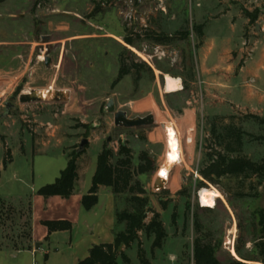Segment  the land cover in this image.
Instances as JSON below:
<instances>
[{"label":"rangeland","instance_id":"obj_1","mask_svg":"<svg viewBox=\"0 0 264 264\" xmlns=\"http://www.w3.org/2000/svg\"><path fill=\"white\" fill-rule=\"evenodd\" d=\"M93 1L0 0V126L2 131H14L12 121H17L29 141L27 158L15 145L17 133L11 136L14 160L1 173L0 196H11L16 206L0 211V250L39 247L29 236V202L34 218H56L66 212L61 198L46 205L36 189L60 176L86 137L90 142L77 160L81 181L75 194L86 193L91 186L105 145L114 152L113 163L125 157L119 154L121 144L130 149L135 190L114 193L112 187H102L112 191L116 214L134 211L131 197L140 189L150 208L146 221L153 212L160 214L167 232L161 248H152L154 235L139 232L150 264H193L197 237L216 245L221 260L233 250L241 258H258L257 213L264 209V176H225L217 184H201L203 178L196 177V171L203 165L205 139L214 120L246 132L242 151L234 155L264 158V124L246 118L247 114L264 118V0H108L110 4L95 14ZM198 25L203 26L202 43L195 30ZM178 31L189 32V37L174 38L170 44L153 39ZM125 36L134 43L128 45ZM121 56L130 72L114 85ZM143 62L147 66H134ZM166 75L180 78L182 88L165 93ZM33 89L63 90L68 99L21 104L19 95ZM110 99L129 117L160 112L163 120L147 128L116 126L114 114L107 110ZM5 101L15 107L7 109ZM30 141L36 154L29 158ZM214 145L222 149L218 142ZM168 149L170 163L162 165ZM143 152L154 160L155 169L139 174ZM158 176L167 184L160 191L154 188ZM203 188L220 192L214 206H201ZM107 202L102 195L100 203ZM115 226L117 233L125 223ZM99 231L100 238H106L111 226L104 222ZM121 251L141 264L138 241ZM118 261L125 264L120 256Z\"/></svg>","mask_w":264,"mask_h":264},{"label":"trees","instance_id":"obj_2","mask_svg":"<svg viewBox=\"0 0 264 264\" xmlns=\"http://www.w3.org/2000/svg\"><path fill=\"white\" fill-rule=\"evenodd\" d=\"M108 0H94L93 14L99 13L103 10V5H109ZM203 26L198 25L195 30L198 33L201 43L203 42L204 33ZM189 32L178 31L174 35H156L153 39L159 44H170L174 38L186 40L189 37ZM125 42L132 45L134 41L132 38L125 36ZM200 47V46H199ZM134 66H147L146 63L134 64ZM130 68L125 63L124 57L121 56V66L118 76L114 81V85L122 80V78L129 74ZM247 119H253L259 124H264V118L259 115L247 114ZM222 123L218 125L217 120L211 123L210 135L205 139V159L202 167L199 169V175L203 178L201 184L210 182L217 184L219 180L225 176L238 177L246 174H254L257 176H264V158L259 161L251 160L245 156L234 155L240 153L243 149V139L246 132L241 128L236 127L233 123ZM0 134V140L4 139ZM4 141V140H3ZM214 142H218L222 149L215 147ZM88 147V145H87ZM85 152V150H84ZM83 152V153H84ZM83 153L74 152V155L68 159L67 166L60 173L53 183L44 185L37 190V194L45 198L52 196H61L63 198H70L77 187L79 180V165L77 163L78 157ZM130 149L124 144H121L119 154L124 155L116 163L112 162L114 152L107 145L97 157V168L92 178V186L88 194L82 198V205L85 209H91L98 202V189L100 186L112 187L114 193H121L127 190L134 191L135 185H131L133 180V171L131 169ZM11 159L10 149L5 151L3 164L6 166ZM141 163L138 165L137 172L145 174L152 172L155 169L154 160L148 156L147 152L140 155ZM1 176V171H0ZM145 191L141 190L131 200L136 203L133 212L122 211L116 214L117 222L125 223V228L116 233L113 243H103L95 245L90 250L87 258L81 260L79 264H120L118 257L123 259L125 264H134L131 258L124 252H120L122 246L130 248L135 241H138V258L141 264H150L146 257V252L139 241V232L144 231L147 236L154 235L152 248H161L164 240L167 237V232L161 216L158 212H153L149 221H146L150 208H146L148 200L140 197ZM7 206L10 211L13 207L5 199L0 197V211ZM29 236L31 237V202H29ZM258 215L259 236L255 242L257 250L256 259L242 258L238 260L235 258L228 259L225 263L221 262L216 256V245L212 242H204L200 237L194 241V264H264V209H260ZM43 224L48 228V231L71 230L72 224L67 220H45ZM197 233L200 232L201 225L198 221L195 222Z\"/></svg>","mask_w":264,"mask_h":264},{"label":"crops","instance_id":"obj_3","mask_svg":"<svg viewBox=\"0 0 264 264\" xmlns=\"http://www.w3.org/2000/svg\"><path fill=\"white\" fill-rule=\"evenodd\" d=\"M12 124L15 126L14 131H2V127L0 126V134L4 136V143L6 144L5 150L9 148L11 153V159L6 166H4L3 161L0 160L1 173L3 170H7V168L13 163L14 153L10 142L13 141L11 136H14L15 133H17V144L14 139L17 149H19L26 157L28 156L26 150V142H29L27 139L28 137L23 131H21L17 121L13 120ZM31 142L32 141H30L29 145V158L30 155L34 157L36 154L34 152V144ZM96 168L92 174V178L95 174ZM80 181L81 173L79 169V180L76 190L79 189L78 186ZM91 186L88 187L86 193L82 192L80 195H77L74 192L70 198H63L61 196L44 197L45 203H47L46 205H48L53 198H61L60 203L66 208V212L56 218H34V207L32 205L31 239L34 244H40L39 247L34 246L33 248L19 251L0 250V264H79L81 260L89 256L90 250L93 246L103 243H113L116 235L115 225H117V217L115 206L113 204L114 197L109 195L112 191L107 189V187L100 186L97 192L98 202L91 209H85L82 205V198L84 195L88 194ZM102 195H104L107 198V201L109 200L112 205L109 202L101 204ZM0 197L5 199L13 207L16 206L12 201L14 198L11 196L1 195ZM71 200H76L77 203L71 205ZM45 220H67L71 222L72 229L50 233L48 228L43 224V221ZM104 222L107 223L108 226H111V234H106V238H100L102 237V232L99 231V228ZM229 256V258L224 260H221L220 258L218 259L223 263L230 258L243 260L237 254H229Z\"/></svg>","mask_w":264,"mask_h":264},{"label":"water","instance_id":"obj_4","mask_svg":"<svg viewBox=\"0 0 264 264\" xmlns=\"http://www.w3.org/2000/svg\"><path fill=\"white\" fill-rule=\"evenodd\" d=\"M47 63L49 59H46ZM164 78V83H165ZM170 93V92H165ZM68 94L66 91L63 90H53L49 89L46 92V95H43L42 91L33 89L28 92L21 93L19 95V101L21 104H30V103H39V102H67ZM5 106L7 109L11 107H15V104L9 101H5ZM107 110L110 113L114 114V121L116 126L124 127L127 129H134V128H147L151 126H155L158 123L155 120L154 114H149L146 116H137V117H129L127 112L124 110H116V105L114 99H110L107 103ZM110 138L108 139V142ZM89 144L88 138H82L81 142L77 148V153H83L86 149V146ZM166 180L161 176H158L155 180L154 188L157 191H160L165 188Z\"/></svg>","mask_w":264,"mask_h":264},{"label":"bare ground","instance_id":"obj_5","mask_svg":"<svg viewBox=\"0 0 264 264\" xmlns=\"http://www.w3.org/2000/svg\"><path fill=\"white\" fill-rule=\"evenodd\" d=\"M181 88H182V81H181L180 78L173 77L171 75H166V82L164 84V90L166 92H174V91H177V90H179ZM48 90H42L44 96L46 95V92ZM154 117H155V120H159V119L160 120H163V119H161L162 118V115L160 114V112H155L154 113ZM164 118H166V117H164ZM166 119H164V120H166ZM168 120H166V121H168ZM178 150L180 151L181 155H183V156L185 155V150L182 149V147H179ZM164 156L165 157H164V160L162 162V165L163 164L169 165V163H170L169 157L171 156V150L168 149V151L166 152V155H164ZM162 165L160 166V168L162 167ZM175 167H176V163H174V165L172 167V170ZM157 174H158V172H157ZM218 195H220V192L216 188H214V189H206V188H203L200 191V200H201L200 203L202 204L203 207L204 206L212 207V206L215 205V200H216V198H217ZM233 252H234V254H236L235 250H233Z\"/></svg>","mask_w":264,"mask_h":264},{"label":"built area","instance_id":"obj_6","mask_svg":"<svg viewBox=\"0 0 264 264\" xmlns=\"http://www.w3.org/2000/svg\"><path fill=\"white\" fill-rule=\"evenodd\" d=\"M160 125V124H159ZM199 176V169H197V171H196V177H198ZM167 185V184H166ZM201 204V203H200ZM201 206H202V204H201Z\"/></svg>","mask_w":264,"mask_h":264}]
</instances>
